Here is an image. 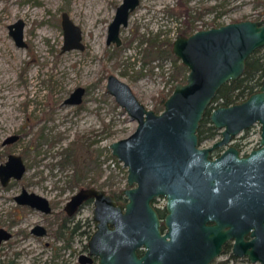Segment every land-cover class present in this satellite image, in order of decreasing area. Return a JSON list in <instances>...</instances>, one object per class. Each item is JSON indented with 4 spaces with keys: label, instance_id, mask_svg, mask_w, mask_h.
Instances as JSON below:
<instances>
[{
    "label": "rangeland",
    "instance_id": "1",
    "mask_svg": "<svg viewBox=\"0 0 264 264\" xmlns=\"http://www.w3.org/2000/svg\"><path fill=\"white\" fill-rule=\"evenodd\" d=\"M122 1L0 0V54L8 61L0 67V164L18 153L28 168L8 186L0 179V226L14 232L0 248V264H80L88 237L78 231L68 244L55 237L66 202L90 179L108 191L127 186V166L112 154L110 143L131 134L138 124L108 91L109 73L128 82L148 108H155L175 82L174 59L145 61L143 40L159 33L173 41L192 21L197 30L264 18V0H141L122 26V43L117 45L108 43L107 36ZM64 11L82 28L83 49H62ZM19 18L25 21L26 46L10 33L9 24ZM79 85L86 87L83 101L66 102ZM13 134L19 138L4 143ZM259 136L253 131L249 146ZM67 147L77 153V163H62ZM76 172L84 178L80 184L73 181ZM23 186L48 197L53 212L21 207L14 196ZM92 216L93 207H85L74 220L86 221L81 228L89 231ZM38 222L48 227L46 235L31 232Z\"/></svg>",
    "mask_w": 264,
    "mask_h": 264
},
{
    "label": "water",
    "instance_id": "2",
    "mask_svg": "<svg viewBox=\"0 0 264 264\" xmlns=\"http://www.w3.org/2000/svg\"><path fill=\"white\" fill-rule=\"evenodd\" d=\"M140 1L123 0L118 5L109 25L108 43L121 45V28L128 25L131 12ZM62 26V49H83L82 28L67 11L62 14ZM24 28L23 18L9 24L10 33L20 46L27 45ZM263 46L264 18L230 21L190 34L177 33L172 51L189 70L186 80L176 82L159 112L148 108L128 82L109 73L108 91L138 122L131 134L110 143L112 154L127 166L128 186L122 189L127 201L118 202L114 194L94 185L80 188L67 200L65 208L69 213H74L85 199L95 200V230L88 241L89 252L80 255L81 263L92 262L96 255L98 264H164V234L153 202L164 194L168 195L172 210L185 200L206 211L217 208L230 212L233 222L248 227L240 232V237L254 228V242H264V78L260 87L243 101L212 109L210 119L222 131L218 141L200 147L198 134L201 120L220 87L239 78L248 57ZM85 92L86 87H75L66 102L81 103ZM255 122L262 126L259 147L241 155L236 146L229 145L219 156L211 157L214 147L229 143ZM18 138V134L10 135L4 143ZM27 169L21 154L10 153L0 164V178L7 184L12 177L21 179ZM15 197L21 204L46 213L52 211L48 197L26 187ZM33 231L46 233L40 223ZM12 235L0 227V246ZM139 249L144 250L142 255ZM248 253L255 255L254 251Z\"/></svg>",
    "mask_w": 264,
    "mask_h": 264
},
{
    "label": "flooded vegetation",
    "instance_id": "3",
    "mask_svg": "<svg viewBox=\"0 0 264 264\" xmlns=\"http://www.w3.org/2000/svg\"><path fill=\"white\" fill-rule=\"evenodd\" d=\"M175 84L176 83L174 82L173 87L175 86ZM173 87L171 88L172 90ZM212 109L210 110V113ZM210 113H209V119H210ZM210 124L214 125L211 119H210ZM214 127L218 131V133L216 134V136L209 138V139H215L213 144L222 137L221 129L216 128L215 125ZM199 128H198L199 146L200 147L212 146L213 144L209 146L202 145L204 141L209 139H206L204 141L200 140ZM253 131L258 132L260 136L255 145L249 146L251 143L249 136H251ZM261 133H262L261 123L255 122L250 127L245 128L244 130L240 131L238 134L234 135L229 143L214 147L210 152L211 157L215 158L219 156L229 145L236 146L240 150L241 155L248 154L254 148L260 146ZM14 179L16 178L12 177L7 184H4L1 180V183L4 186H8L13 182ZM88 186L91 185L82 184L80 185V188L88 187ZM94 186L99 187L97 185ZM24 187L25 186H23L22 189ZM22 189L20 190V192L22 191ZM122 189H120L119 191L116 190L108 191L106 189L105 190L107 192L114 194L118 202L125 203L127 201V198L126 195L122 193ZM15 196L14 199L19 205H21V207L34 208L28 204L19 203ZM153 202L161 219V228L164 234V264H264V251H263L264 242L263 243L254 242L255 240L254 238L256 235H253L251 233V231L254 230V228H251V230L243 234V237H240L239 236L240 232L243 229L248 230V227L246 224L242 222L240 224H238L237 222H233L232 213L223 212L221 210H218L217 208H212L210 209V211H206L205 209H201L200 206L196 204H189L190 202H187L185 200L180 201L178 207L172 210L169 206V198L167 194L156 197ZM85 207H93V213H94V208H95L94 197L85 199L84 202L81 204V206L74 213H69L67 209L64 207L66 213L64 217L61 219L59 227L55 231L56 239L63 240L64 243L66 242V244H68L70 239L76 233H78V231L84 233L88 237V239L85 244L86 251L82 253L89 252L88 241L91 234L95 230V221L93 216L91 219L92 221L91 229L89 231H87V229L81 228L82 226L86 225V221L83 222L82 219H79L77 221L74 220L76 214ZM52 212H53V205H52V211L49 212L48 214ZM38 223L44 225L41 222ZM0 227H5V226H0ZM33 227L31 229V232L37 236H40V234L35 233L33 231ZM44 227L46 229V233L42 235H46L48 233V227L46 225H44ZM7 229L10 230L13 233V235L12 237H10L7 240H4L3 242L12 239L14 236V232L9 228ZM248 251H254L255 255L253 256L252 254L248 253ZM139 252L142 255L144 250L139 249ZM258 255L260 256L254 259V257L255 256L257 257ZM92 257H93L92 262H96V260L99 261L98 256L93 255ZM90 263H86V264H90ZM80 264H84V263L80 262ZM96 264H98V262Z\"/></svg>",
    "mask_w": 264,
    "mask_h": 264
},
{
    "label": "trees",
    "instance_id": "4",
    "mask_svg": "<svg viewBox=\"0 0 264 264\" xmlns=\"http://www.w3.org/2000/svg\"><path fill=\"white\" fill-rule=\"evenodd\" d=\"M195 23L192 21L186 24L185 27H181L179 32L185 34H190L195 31ZM146 42V46L143 48L144 60L152 59L155 57H172L174 59L175 69L171 71V76L174 78L175 83L182 80H186L188 67L182 63V61L175 56L172 51V40L164 39L160 37L158 33L156 36H152L141 43ZM263 47L256 49L247 59L246 68L244 73L235 80H230L224 83L218 90L217 95L213 99L212 105L207 109L206 115L202 120L201 126L199 128L200 140L204 141L206 139L216 136L218 131L215 129L213 124H210L209 113L213 107L222 104H233L244 100L252 92L257 90L263 82L264 78V52H262ZM174 88V87H173ZM172 92L161 94L160 103L155 107L157 111H161L164 108V101L167 96ZM66 155L63 164L67 161H73L77 163V153L72 147H67L65 149ZM100 173H98L99 175ZM80 180H84L80 175L75 173L74 183L80 184ZM83 183V182H82ZM94 183L93 179H90L85 183V185H92ZM81 185V184H80ZM115 191V190H114ZM79 264V263H77Z\"/></svg>",
    "mask_w": 264,
    "mask_h": 264
},
{
    "label": "bare ground",
    "instance_id": "5",
    "mask_svg": "<svg viewBox=\"0 0 264 264\" xmlns=\"http://www.w3.org/2000/svg\"><path fill=\"white\" fill-rule=\"evenodd\" d=\"M3 46V40L0 39V48H2ZM18 55V54H17ZM16 61H18V56H16V58H14ZM8 61L4 59V56L3 54H0V67L1 69L7 65ZM11 63V62H10ZM15 64V63H14ZM11 65V64H9ZM5 68V67H4ZM4 70V69H3Z\"/></svg>",
    "mask_w": 264,
    "mask_h": 264
}]
</instances>
